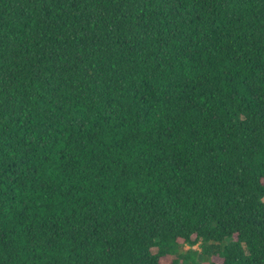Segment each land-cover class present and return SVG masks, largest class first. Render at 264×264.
I'll return each instance as SVG.
<instances>
[{
    "label": "trees",
    "instance_id": "obj_1",
    "mask_svg": "<svg viewBox=\"0 0 264 264\" xmlns=\"http://www.w3.org/2000/svg\"><path fill=\"white\" fill-rule=\"evenodd\" d=\"M0 264H264V0H0Z\"/></svg>",
    "mask_w": 264,
    "mask_h": 264
},
{
    "label": "rangeland",
    "instance_id": "obj_2",
    "mask_svg": "<svg viewBox=\"0 0 264 264\" xmlns=\"http://www.w3.org/2000/svg\"><path fill=\"white\" fill-rule=\"evenodd\" d=\"M183 248L185 249V248H187V246H186V245H184V247H183Z\"/></svg>",
    "mask_w": 264,
    "mask_h": 264
}]
</instances>
